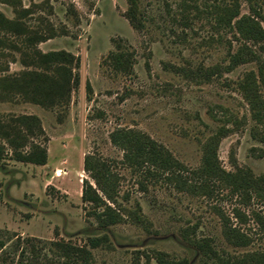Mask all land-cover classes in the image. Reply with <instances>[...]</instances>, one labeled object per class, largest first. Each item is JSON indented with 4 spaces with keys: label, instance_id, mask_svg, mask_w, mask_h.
<instances>
[{
    "label": "rangeland",
    "instance_id": "obj_1",
    "mask_svg": "<svg viewBox=\"0 0 264 264\" xmlns=\"http://www.w3.org/2000/svg\"><path fill=\"white\" fill-rule=\"evenodd\" d=\"M14 1L16 6L0 2V13L44 34L48 39L37 45L42 53L65 51L79 65L65 108L44 109L19 98L0 101V119H39L44 136L34 142L47 153L44 165L17 162L8 149L0 160V264H61L52 242L86 246L88 238L102 235L109 247L90 250L92 264H163L158 253L176 264H220L264 252V223L253 216L264 222V200L243 202L224 188L205 196L164 179H145L122 163L123 152L110 139L117 130L144 134L196 170L205 141L225 127L231 131L218 146L221 167L264 176V128L252 120L237 88L256 65L226 70L229 54L241 45L236 31L220 23L223 7L233 0H134L139 30L126 17L128 0ZM237 3L236 19L255 16L254 10L264 17V0ZM111 53L130 55L129 72L112 69ZM23 70L19 55L6 47L0 76ZM87 156L104 161L116 175L125 221L100 227L82 202L83 181L94 186L83 170ZM127 211L143 222H132ZM224 223L248 236L250 244L228 243Z\"/></svg>",
    "mask_w": 264,
    "mask_h": 264
},
{
    "label": "trees",
    "instance_id": "obj_2",
    "mask_svg": "<svg viewBox=\"0 0 264 264\" xmlns=\"http://www.w3.org/2000/svg\"><path fill=\"white\" fill-rule=\"evenodd\" d=\"M0 2L16 6L14 0ZM128 3L126 17L130 25L139 30L141 25L135 16V1L128 0ZM253 13L255 16L236 19L239 16L238 3L233 0L231 5L223 7L220 23L234 29L238 34L237 41L241 43L235 53L229 54L226 70L230 71L247 62H254L256 65V71L244 74L237 83V88L249 107L252 120L264 128V60L261 59V55H264V28L257 20L264 21V17L255 10ZM0 34V53L7 47L19 55V63L25 68L16 74L0 76V101L19 98L44 109L65 108L69 104L73 89L77 86L78 78L73 71L79 65L78 59L65 51L42 53L37 45L48 38L40 32L30 30L20 18L9 20L0 13ZM244 42L257 46L259 52L252 51ZM108 61L114 71L127 73L131 68L128 53H111L108 55ZM230 131L221 127L205 141L202 146L201 164L196 170L186 169L162 146L144 134L117 130L111 134L110 139L115 147L122 150V163L133 173H143L145 179H164L175 184L178 189L205 196H211L224 188L230 196L238 197L243 202H249L252 198L264 200V176L256 177L250 170L241 168L226 172L219 163V143ZM43 136L44 131L35 116H9L0 119V160L5 158L8 149L11 151V157L17 162L46 164V149L34 142ZM83 170L94 182V186L87 180L83 181L81 200L90 205V213L95 216L98 225L108 227L125 221L117 202L118 179L111 172L109 165L87 156ZM253 216L257 222L264 223L257 213H253ZM126 217L135 223L143 222L135 211H127ZM235 217L241 218V214L236 212ZM223 225V235L228 243L237 248L250 244L248 236L238 228L230 227L226 223ZM51 245L55 247L61 264H92L90 250L108 248L109 240L106 235H102L88 238L86 246H75L67 242H52ZM163 258L165 254H157L161 263L176 264L166 262ZM220 264H264V252L226 258L221 260Z\"/></svg>",
    "mask_w": 264,
    "mask_h": 264
}]
</instances>
